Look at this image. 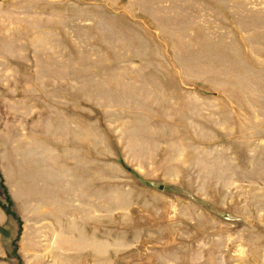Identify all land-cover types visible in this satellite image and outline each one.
Masks as SVG:
<instances>
[{
  "label": "rangeland",
  "instance_id": "obj_1",
  "mask_svg": "<svg viewBox=\"0 0 264 264\" xmlns=\"http://www.w3.org/2000/svg\"><path fill=\"white\" fill-rule=\"evenodd\" d=\"M0 264H264V0H0Z\"/></svg>",
  "mask_w": 264,
  "mask_h": 264
}]
</instances>
